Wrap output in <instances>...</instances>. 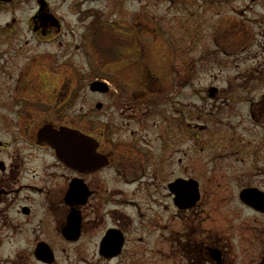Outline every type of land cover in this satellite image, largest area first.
<instances>
[{"label": "flooded vegetation", "instance_id": "af4514ba", "mask_svg": "<svg viewBox=\"0 0 264 264\" xmlns=\"http://www.w3.org/2000/svg\"><path fill=\"white\" fill-rule=\"evenodd\" d=\"M152 1L184 12L168 28L172 66L178 54L185 65L170 68L184 77L170 86L183 99L160 109L142 48L129 59L150 67H134L135 83L105 81L93 94L106 100L73 124L0 114V264H264V14L254 13L264 0ZM35 2L0 0V15L14 11L0 52L19 39L17 9L33 11L21 14L24 45L66 23L50 0ZM49 124L84 137L74 165L39 139Z\"/></svg>", "mask_w": 264, "mask_h": 264}, {"label": "rangeland", "instance_id": "374dc122", "mask_svg": "<svg viewBox=\"0 0 264 264\" xmlns=\"http://www.w3.org/2000/svg\"><path fill=\"white\" fill-rule=\"evenodd\" d=\"M50 1L66 23L50 31L45 39L34 40L29 45H24L25 38L32 34L29 31L27 33L26 17L33 11L26 7L16 10L17 18L22 23H18L12 35L19 39L14 40L16 45L13 48L0 52L1 116L12 119L16 116L31 117L36 125L55 120L59 125H65V122L73 124L77 113L82 115L88 112L91 104L107 98L95 96L90 91L91 83L96 80L136 82L134 67H147L150 59L142 56L133 61L129 58L135 51L143 52L144 48L145 51L148 49L153 52L151 62L159 78L160 99L166 101L160 109H169L168 114H172L170 107L174 95L180 100L183 95L179 97L180 92H174V87L170 85L184 83V77L172 76L169 70L176 67L180 72V68L185 65H181L183 56L178 54L182 53L184 44L178 42L177 48H173L178 54V63L172 66L175 61V55L171 52L174 43L168 41L169 38L172 41L174 36L168 28L173 24L171 18L174 16L177 18V27L185 25L183 11L166 12L157 7L149 10L147 6H152V0H149V5L148 0H125V3L120 0L121 4L117 6L116 0H112V3L110 0ZM79 1L83 2L82 5L70 8ZM33 5L36 6L35 0ZM23 11L26 17H21ZM9 12L0 15L3 27L0 35L3 37L11 35L10 31H6L5 22L14 16V11ZM254 13L256 16L263 15L264 3L256 5ZM147 23L159 30H149ZM148 73L145 77H148Z\"/></svg>", "mask_w": 264, "mask_h": 264}, {"label": "water", "instance_id": "95a60500", "mask_svg": "<svg viewBox=\"0 0 264 264\" xmlns=\"http://www.w3.org/2000/svg\"><path fill=\"white\" fill-rule=\"evenodd\" d=\"M102 85L101 82H95L91 85V89L94 91H103ZM39 138L41 141L48 142L57 151L58 156L63 158L71 166L76 162L75 148L84 149L87 147L83 136H81L80 140L76 141L77 136L75 133L66 128L55 130L51 126H45L41 129ZM117 253V251L109 253L103 252L107 256H113Z\"/></svg>", "mask_w": 264, "mask_h": 264}]
</instances>
